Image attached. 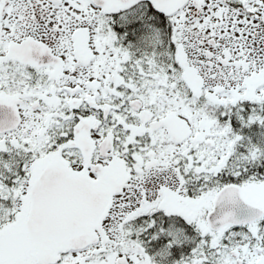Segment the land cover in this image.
I'll return each instance as SVG.
<instances>
[{"label":"snow or ice","instance_id":"6c2138e0","mask_svg":"<svg viewBox=\"0 0 264 264\" xmlns=\"http://www.w3.org/2000/svg\"><path fill=\"white\" fill-rule=\"evenodd\" d=\"M0 264H264V0H0Z\"/></svg>","mask_w":264,"mask_h":264}]
</instances>
